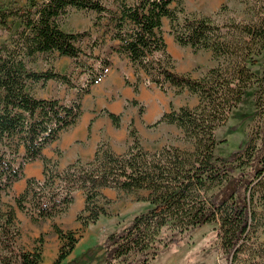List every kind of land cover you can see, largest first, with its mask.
Segmentation results:
<instances>
[{
	"label": "trees",
	"instance_id": "obj_1",
	"mask_svg": "<svg viewBox=\"0 0 264 264\" xmlns=\"http://www.w3.org/2000/svg\"><path fill=\"white\" fill-rule=\"evenodd\" d=\"M182 2L115 0V9L105 0H29L24 8L0 5V29L10 30L13 19L20 22L10 44L0 41V200L25 178L28 164L43 163L42 178H27L24 192L14 197L15 206L0 215V264L42 263L40 249L28 251L20 244L16 209L35 222L54 220L69 210L75 193L82 192L85 205L76 220L88 227L108 215L107 189L146 191L145 201L151 207L109 234L103 244L105 264H151L163 228L184 234L208 224L217 226L227 264H264V240L256 236L264 226V15L252 22L233 20L231 26L239 35L227 40L210 17L198 18L172 7ZM254 2L263 4L264 0ZM73 10L95 12L94 25L104 27L103 39L93 38L89 30L65 31V19ZM165 19L180 46L209 50L217 65L198 79L176 72L163 33ZM106 37L111 41L108 54L97 55L95 50ZM114 52L129 59L137 78L135 92L145 74L147 83L163 93L175 88L197 95L196 107L172 109L151 125L177 126L193 149L165 145L150 152L131 123V142L124 153L101 141L93 159L77 158L61 169L44 151L77 124L85 96L105 76ZM51 55L71 59L83 82L77 83L73 73H62L54 66L44 70L30 66L39 56ZM258 58L263 60L261 73L252 69ZM51 81L74 90L75 98L66 102L34 94L36 86L46 87ZM250 89L256 91L258 120L249 140L243 149L218 156L216 132ZM104 111L119 128L121 115ZM53 228L61 241L69 240L57 261L61 264L79 240L56 224Z\"/></svg>",
	"mask_w": 264,
	"mask_h": 264
},
{
	"label": "rangeland",
	"instance_id": "obj_2",
	"mask_svg": "<svg viewBox=\"0 0 264 264\" xmlns=\"http://www.w3.org/2000/svg\"><path fill=\"white\" fill-rule=\"evenodd\" d=\"M37 1L43 2L45 0ZM127 1L131 2L132 0ZM105 2L109 8H116L115 0H105ZM0 5L24 8L29 5V0H0ZM172 7H176L178 10L183 8L184 13L198 18L201 16L210 17L216 25L222 28L227 40L238 38L239 35L236 29L231 26L233 20L252 22L257 20L258 15H264V2L263 4H255L254 0H183L182 4H173ZM180 15L182 16V13ZM96 17L97 14L95 12L73 10L65 19L63 29L68 32L89 30L93 38H102L104 27H95L94 21ZM19 26V20L13 19L10 30L0 29L1 43L10 44ZM163 33L168 51L174 59L176 72L190 74L193 78L198 79L203 77L210 68L217 65V61L213 59L209 50H194L190 46H180L171 33V23L168 19L164 20ZM104 41L95 50L97 55L108 54V47L111 41L109 37H106ZM110 57L114 65L119 66L120 69L131 66L129 59L124 55L114 52L110 53ZM262 63L263 60L258 58L256 65L252 69L257 73H261L263 69ZM30 66L37 70H44L54 66L62 73H73V78L77 83H82L84 80L80 71L74 70L71 59H61L56 55L39 56L34 62L30 63ZM147 84L149 85L148 93L150 95L154 94L155 90L150 88L151 84ZM35 88L43 94L60 97L66 102L73 100L76 95L74 90L58 83L52 84L45 88L44 91H41L38 86ZM160 93L167 102H170L171 108H176V110L184 105L194 108L198 104L197 95L190 94L187 90L178 92L175 88H172L166 93ZM255 93V89L248 90L243 101L232 111L225 125L217 130L218 148L216 155L226 157L232 151L243 149L246 146L251 130L258 120L255 113ZM83 101L85 105L83 114L75 126L83 125L90 113L88 103L91 99L88 97ZM131 105L133 106L134 104ZM136 107L139 112H143L141 110L144 107L143 103H139ZM103 112L105 113V111ZM126 112L128 113L127 118H129L130 114H132L131 108H126ZM152 124L146 125L143 122V129L137 130L146 150L154 152L165 145H174L185 150L193 149V144L183 139V132L177 126L171 127L161 123L152 127ZM129 125L130 120L128 121V129ZM107 134L106 129L102 128L99 134L102 141H109ZM111 140L113 141L112 147L117 153H124L131 142L129 136L126 141H118L113 136ZM147 195L146 191L134 193L107 191L106 196L109 203L106 208L108 215L103 216L97 223L90 224L88 227L82 226L76 220L77 214L83 208H74V203L65 214L56 217L54 220L48 219L39 222L30 220L28 214L16 209V213L18 211L20 217H27L23 222H20V244L28 251L40 249L42 252L41 264H58L57 261L60 255L68 248L69 240H60L53 228V224H56L65 233H72L73 237L79 240L75 250L61 264H105L102 259L104 253L103 244L106 238L110 233L117 232L129 225L135 215L147 212L150 209V203L145 201ZM14 197L13 190L3 194L0 200V215H4L9 206H15ZM216 227L214 224H208L191 229L184 234L169 228H163L159 234V238L162 240L161 245L158 247V254L151 261V264H227L222 252L220 239L217 236ZM256 236L259 240H264V226L258 229ZM132 259H134V256H132Z\"/></svg>",
	"mask_w": 264,
	"mask_h": 264
},
{
	"label": "crops",
	"instance_id": "obj_3",
	"mask_svg": "<svg viewBox=\"0 0 264 264\" xmlns=\"http://www.w3.org/2000/svg\"><path fill=\"white\" fill-rule=\"evenodd\" d=\"M61 59L69 60L67 57ZM124 76H126L131 85L126 84ZM141 76L138 86L139 91L135 92L133 85L137 82V78L132 66L120 69L119 66L112 63L107 69L105 76L92 87L91 93L84 98V100L88 97L91 99L88 103V110L90 113L86 117L85 125L73 126L64 132L57 141L45 149V156L48 159L58 161V166L61 169L67 164L74 162L77 158L83 161H89L93 159L96 147L99 142L102 141L99 135L102 128H105L108 132V142L112 146V136L118 141H126V139H128L129 120L130 124L132 123L137 130H141V128L143 129V122L146 125L152 124L165 112H169L172 109L176 110V108H171L170 102H167L165 97L161 96V91L152 84L150 88L155 90V93L150 95L147 91L149 89V85L146 81L147 77L145 74ZM52 84H55V82H49L46 87H42L41 85L38 87L41 88V91H44L45 88H48ZM34 94L40 98H52L53 96L51 94H43L37 89H35ZM133 100L143 103L144 107L142 113L137 109L136 106L138 105H133L135 107L131 105L132 103L130 102ZM84 106L83 104V107ZM126 108H131L132 114H130L129 118H127L128 113L126 112ZM104 110L116 115H121V124L119 128L115 127L111 118L106 112H103ZM165 125L175 127V125L166 123ZM42 173V161L28 164L25 167V178L14 184L12 188L13 194L18 196L23 193L26 188V179L30 177L40 178ZM107 191L109 190H104L105 195H107ZM84 205L85 197L83 193L76 192L74 196V208H83ZM16 214L20 222H23L27 218L20 217L18 211ZM29 218L31 220V217Z\"/></svg>",
	"mask_w": 264,
	"mask_h": 264
}]
</instances>
